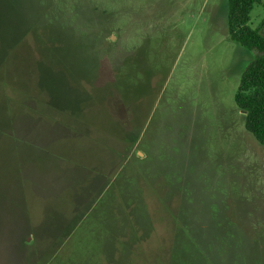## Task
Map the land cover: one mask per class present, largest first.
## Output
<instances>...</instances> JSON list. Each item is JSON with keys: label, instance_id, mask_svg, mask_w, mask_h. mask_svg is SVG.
Instances as JSON below:
<instances>
[{"label": "rangeland", "instance_id": "obj_1", "mask_svg": "<svg viewBox=\"0 0 264 264\" xmlns=\"http://www.w3.org/2000/svg\"><path fill=\"white\" fill-rule=\"evenodd\" d=\"M31 8L28 44L0 71V264H190L187 252L178 257L165 195L200 197L209 183L215 204L217 181L199 179L210 153L233 136L264 153L234 100L250 54L228 36V0ZM263 21L257 6L250 26ZM125 67L138 71L127 91L115 84ZM67 68L94 83L72 85ZM134 190L147 195L156 231L128 257L111 247V222L134 205L111 204Z\"/></svg>", "mask_w": 264, "mask_h": 264}, {"label": "crops", "instance_id": "obj_2", "mask_svg": "<svg viewBox=\"0 0 264 264\" xmlns=\"http://www.w3.org/2000/svg\"><path fill=\"white\" fill-rule=\"evenodd\" d=\"M260 6L264 8V0ZM220 149L210 153V160L207 159L206 163L208 170L205 169L206 172L199 177L204 183L213 178L218 188L220 186L215 204L208 203L209 183L204 186L206 192L200 197L195 191L191 196L179 191L165 195L169 201L172 198L168 206L171 217L166 219L177 231L174 239L180 244L179 252L182 250L180 246L184 249L178 257L187 252L190 264H264V153L258 147L245 143L243 136H233L231 142L223 144ZM208 174L211 175L209 178ZM137 191H119L116 197L124 193L128 200L111 204L115 208L119 204L126 211L134 205L129 213L127 211L124 222H111V240L116 239L111 247H122L128 257H132L134 252H144L146 241L151 240L156 231V221H145L149 212L147 195ZM165 198L156 205L157 214ZM113 249L111 258L116 260Z\"/></svg>", "mask_w": 264, "mask_h": 264}, {"label": "trees", "instance_id": "obj_3", "mask_svg": "<svg viewBox=\"0 0 264 264\" xmlns=\"http://www.w3.org/2000/svg\"><path fill=\"white\" fill-rule=\"evenodd\" d=\"M261 4L262 0H228L227 28L230 39L250 54V61L241 76L234 100L244 113L246 130L264 147V21L255 28L250 26L253 11ZM31 13V0H0L2 73L7 70L23 45L28 44V38L33 31L29 21ZM2 46L5 47L1 50ZM80 71L83 72L84 78H80ZM60 73L72 85L79 86L82 79L88 80L90 84L94 83V78L85 77V70L67 68ZM137 73L136 69L125 67L120 70L115 84L127 91L129 83L138 78ZM67 107H64V110L68 111ZM123 139L129 142L127 136L124 135Z\"/></svg>", "mask_w": 264, "mask_h": 264}]
</instances>
